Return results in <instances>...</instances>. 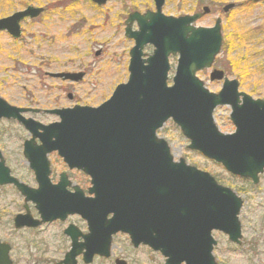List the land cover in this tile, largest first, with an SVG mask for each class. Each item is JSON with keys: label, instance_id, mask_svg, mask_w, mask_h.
<instances>
[{"label": "water", "instance_id": "obj_1", "mask_svg": "<svg viewBox=\"0 0 264 264\" xmlns=\"http://www.w3.org/2000/svg\"><path fill=\"white\" fill-rule=\"evenodd\" d=\"M93 1L102 5L107 0ZM154 2L156 13L130 15L128 24L137 22L139 31L127 29V36L136 41L129 81L119 85L100 108L52 111L61 123L42 126L22 118L20 113L25 110L0 100L2 117L18 119L33 135L25 143L31 167L39 161L43 165L47 153L58 151L71 169L78 168L93 179L95 188L90 193L96 198L88 199L78 191L73 195L57 190L50 194L47 169L44 173L35 170L40 186L36 191L10 179L6 168L0 169V182L15 183L26 200L39 204L45 221L75 213L88 221L90 234L84 237L85 243L77 244L73 235V249L63 264H76L82 251L86 264L95 256L109 258L112 238L120 232L127 234L135 247L142 243L161 252L166 264H218L213 256L217 245L213 231L240 244L242 199L209 173L188 166L184 160L175 163L169 145L156 132L172 120L189 140L190 150L222 165L228 173L258 184L264 171V100L238 93V82L228 79L219 94L210 93L197 77L200 71L212 68L222 47L221 19L212 28L192 26L209 15L210 8L204 7L194 16L174 18L162 13L165 0ZM234 7L226 5L222 12L228 14ZM42 13L43 9L29 7L0 21V32L8 30L19 38L20 22ZM147 44L155 50L143 59ZM171 55H179L173 86L168 84ZM52 77L79 82L84 74ZM223 78L224 72L214 70L210 80ZM224 105L232 108L233 134H223L214 122V110ZM36 139L41 147L34 146ZM66 186L62 181L57 188L64 190ZM19 224H27L25 216L19 217ZM116 264L126 262L117 260Z\"/></svg>", "mask_w": 264, "mask_h": 264}, {"label": "rangeland", "instance_id": "obj_2", "mask_svg": "<svg viewBox=\"0 0 264 264\" xmlns=\"http://www.w3.org/2000/svg\"><path fill=\"white\" fill-rule=\"evenodd\" d=\"M228 4H234L235 9L223 15L222 9ZM27 5L45 9L44 15L37 20L23 21L19 40H13L6 33L0 37V94L9 104L39 110L69 109L75 105L98 107L110 98L117 85L127 82L129 49L133 43L124 36V22L130 12L144 13L146 9H153L152 0H115L104 9L75 0H34L30 3L0 0V19ZM204 6H210L212 12L198 21L196 27H213L217 18L222 19L223 44L214 69L223 71L230 81L236 80L241 92L255 100H264V1L167 0L163 13L179 17L199 12ZM107 9L112 19L110 26L104 20ZM98 51L101 52L99 56L96 55ZM144 52L150 55L153 49L146 47ZM170 64L171 84L177 57H172ZM60 73H83L85 76L77 83L52 77ZM210 74L211 70H204L198 76L210 92L218 93L223 82L210 81ZM230 113V107H220L214 112L216 125L225 134L235 131ZM26 117L46 125L59 121L58 117L43 112ZM158 136L167 141L175 161L183 159L188 165L209 173L244 202L239 217L242 245L232 244L221 232H213L217 241L213 252L216 261L220 264H264L261 254L264 252V172L258 185L231 176L222 166L190 151L189 142L171 121L158 131ZM30 139L31 135L20 123L0 122V149L25 184L35 182L22 154L23 143ZM77 176L73 174V178ZM21 208L20 198L13 206L0 203V226L5 228L8 217L21 212ZM51 228L35 233L42 239L38 246L41 264H54L65 250L66 243L62 242L64 249L61 250L58 241L47 240V232L59 236L57 227ZM111 255L110 259L98 258L93 264H114L116 258L128 264L165 263L159 253L148 247L134 249L123 234L114 237Z\"/></svg>", "mask_w": 264, "mask_h": 264}, {"label": "flooded vegetation", "instance_id": "obj_3", "mask_svg": "<svg viewBox=\"0 0 264 264\" xmlns=\"http://www.w3.org/2000/svg\"><path fill=\"white\" fill-rule=\"evenodd\" d=\"M24 1H26L27 3H30L34 0H24ZM75 1H86L90 5H94V7H96V8L103 7L102 9H104L105 7L108 6L109 3H111L115 0H107L102 5L95 3L93 0H75ZM166 1L167 0H165L164 6L166 4ZM152 2H153V9H151V10L146 9L144 13L134 11V12H130L127 14V18L124 22V25H125L124 36L127 40H129L130 42L133 43L132 48L129 49L128 66H129L130 59H131V52L136 47V41L132 37L127 36V29L130 28L132 33L139 31V26H138L137 22H134L130 25L128 24L129 17H130V15L135 14V13H137L139 15H145L148 12L156 13V11H157L156 10V4H155L154 0H152ZM164 6H163V8H164ZM29 7H34V5H27L21 11H17L10 16H7L5 18H1L0 21H2L4 19H8V18L12 17L13 15H15L19 12H24ZM206 7L210 8V10H211L210 6H206ZM163 8H162V13H163ZM202 9L196 13L202 12ZM43 10H44L43 13L38 18H35V19H31V18L25 19L24 18L21 21L20 25H22L23 21H25V20H37V19H39L45 13V9H43ZM109 10L110 9L106 10L108 13H106V15L104 16V20H106L107 26H110V22H112L111 17L108 16ZM211 12H212V10H211ZM211 12H210V14H211ZM196 13L185 14L182 16H186V15L187 16H194V14H196ZM209 15H206V16H209ZM165 16L169 17L168 15H165ZM3 33L8 34L13 39V36L10 34V32L8 30L1 31L0 37ZM146 47H150L151 49L154 48L152 45H148ZM146 47L143 48V52L145 51ZM100 53L101 52L98 51L96 53V55L99 56ZM0 100L1 101L3 100L4 102H6L10 107L25 110L22 113H20V116L22 118H24L25 120H33V121L40 123L41 125H44V126H47L50 124L46 125L44 123L38 122V121H36L30 117H26V115L30 114V115L34 116V115H38L40 112H43L45 114H52L51 113L52 111L57 110V109L39 110V109H33V108L16 107V106L9 104L6 100H4L3 97L1 96V94H0ZM52 115L56 116L54 114H52ZM2 120L15 121L17 123H20L18 121V119L2 117L1 107H0V122ZM26 142L27 141H25L23 143L22 154H23V157L26 159V161L29 165L28 167L32 171V175L34 176V180H35L34 183L35 184L34 183L33 184H25V182L20 180L19 175L10 166V164L8 163L7 157L5 156L2 149H0V169L6 168L9 172L8 176L10 179H14L17 182L26 185L31 191H36L39 189L40 186H39V183L37 181L35 172L37 170H39L40 171L39 173H44L45 170L47 169V171H48L47 178H48V182H49V184H48L49 189L48 190L50 191V194H55L54 191L57 190L59 192H64L62 194L68 193V194L73 195V194L77 193V191H78L85 198H88V199H95L96 198L95 193H93V192L90 193V190H93L95 188V185L92 183V181H93L92 177L87 175V174H84L82 171H79L77 169H69L68 166L66 165V162L64 161V158L58 152L47 153L46 156L44 157L45 160H44L43 165L39 161L38 166L33 164L35 168L31 167L30 160L25 156V143ZM34 146L39 147L40 142L37 141L36 143H34ZM3 161H4V165H2ZM73 174H77L79 177L77 176V179H75V178H73ZM0 177H2V176L0 175ZM0 181H3V180L1 179ZM62 181H65L67 183V186L65 187L64 190L57 188L61 184ZM18 198H20L21 202H22L21 212H18L15 215H12L11 218L9 216L7 221H6L7 226L5 228H2L0 226V264H23L25 262H26V264H41L39 261V259L41 258V255H40L41 251H40V247H38V246L41 244L42 239H40L38 236H35V233H38L44 229H46V230L47 229L48 230L53 229L51 227H57V229L59 231V236L56 235V237H54L55 234L53 235V234L47 232V236H46L47 240L48 241H58L59 242V248H61V250L64 249L63 243H66L62 258L60 260L56 261L54 264H63V262L66 259V256L69 253H71V251L73 249V235H76L77 244L85 243L86 240L84 239V237L88 236L90 234V230H89L88 221H86L82 217V215L77 214V213L68 214L65 216L64 219L55 218V220H52V221H45L42 212L38 209L39 204L34 202L32 199L26 200V197L18 190L15 183L3 184L2 182H0V203L1 204H3V205L9 204L10 206H13L14 204H16ZM20 216H25V220H27L26 225H24V226H20V224L18 225V220H19ZM239 217H240V215H239ZM22 220H24V218ZM1 222H2V219H0V223ZM24 235H26V239H24ZM52 235H53V238H50ZM128 239H129V237H128ZM228 240H229V238H228ZM129 241H130V239H129ZM112 244H113V241H112ZM130 244H131V242H130ZM235 245H237V246L242 245V230H241L240 244H235ZM215 247H214V249H215ZM261 254H262V262L264 263V252H262ZM111 257H112V255L108 259H110ZM98 258H99L98 256H95L90 264H93V262L95 260H97ZM117 259H119V258H116L114 260V264H116ZM75 260H76V264H86L84 262L83 251L77 255ZM122 260H124V259H122ZM124 261L128 264V262L126 260H124ZM217 263L220 264L218 261H217Z\"/></svg>", "mask_w": 264, "mask_h": 264}]
</instances>
